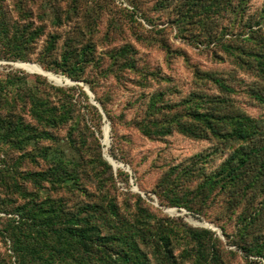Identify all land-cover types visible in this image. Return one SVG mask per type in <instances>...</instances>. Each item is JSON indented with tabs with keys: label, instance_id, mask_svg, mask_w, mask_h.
<instances>
[{
	"label": "trees",
	"instance_id": "trees-1",
	"mask_svg": "<svg viewBox=\"0 0 264 264\" xmlns=\"http://www.w3.org/2000/svg\"><path fill=\"white\" fill-rule=\"evenodd\" d=\"M248 2L183 0L174 23L180 32L188 26L200 27L207 44L220 45L239 67L264 82V31L262 27L254 28L264 22V10L259 18L246 17ZM25 3L18 0L22 23L6 22L0 7V58L30 60L34 45L45 34V27L36 24ZM77 4L78 0H72L66 20L77 12ZM53 13V23L61 25L62 15L55 8ZM221 13L230 16L227 25L218 23L217 15ZM43 14L39 19H44ZM144 18L152 22L145 15ZM236 25L242 28L241 41L246 40L248 45L226 43V35ZM190 36L194 40L199 37ZM59 38L58 33L47 35L44 52L37 62L46 70L83 81L94 98L82 85H54L42 75L36 76L35 86L29 84L25 75L0 79V145L20 153L16 165L0 171V184L19 197L18 201L9 199L8 212L1 207L6 200L0 203V211L13 214L5 220L0 218V235L10 241L12 251L9 258L0 254V264H12V257L18 264H227L212 229L163 219L139 192L132 193V202L121 204L109 189L105 191L107 182L115 181L114 167L105 158L100 141L105 117L111 125L110 155L130 165L119 140V124L133 125L151 140H163L174 133L215 140L212 151L199 152L184 162L169 165L153 192L163 205L185 207L197 213L206 212L208 204L221 196L231 213H235L247 198L250 206L237 214L239 225L234 236H239L238 246L245 251L243 264H261L251 256L264 261V116H253L233 107L230 95L240 90L264 104V89L237 87L223 75L196 69L197 83L214 84L219 95L197 90L172 102L165 99L164 92H154L149 96L145 114L127 120L125 112L112 109L111 92L98 93L87 69L96 67L104 77L137 70L133 46L126 44L109 51L110 64L105 68L96 56L92 40L78 41L77 36L66 38L59 55H53L59 50ZM44 84L47 87L39 89ZM76 91L83 98L76 97ZM65 126L69 127L67 134L61 137L58 130ZM218 152L227 155L217 165H208ZM26 160L39 168L20 169ZM116 174L128 183L133 177L123 168H118ZM87 176L99 183L98 200L72 205L67 194L89 195ZM219 226L229 237L225 226ZM181 242L184 246L176 252Z\"/></svg>",
	"mask_w": 264,
	"mask_h": 264
},
{
	"label": "rangeland",
	"instance_id": "rangeland-1",
	"mask_svg": "<svg viewBox=\"0 0 264 264\" xmlns=\"http://www.w3.org/2000/svg\"><path fill=\"white\" fill-rule=\"evenodd\" d=\"M25 2V8L33 13L36 24L45 27V34L34 45L30 60H10L3 56L0 58V79L3 81L11 76L25 75L29 84L35 86L37 84L36 76L42 75L50 84L54 85L88 86L83 81H74L65 74L46 70L37 62V58L44 52L43 47L47 35L58 33L60 35L57 44L59 50L53 55H59L66 38L77 36L78 41L92 40L96 56L100 58L105 68L110 64L109 51L126 44L133 46L137 70H123L119 75L109 73L107 77H104L96 67L91 66L87 69V75L97 85L98 93L104 95L111 92L112 109L116 113L125 112L127 120L138 119L145 114L149 96L154 92H164L165 99L172 102L197 90L219 95L218 88L214 84L197 83L198 80L194 73L196 69L223 75L237 87L251 85L258 89H264V82L248 69L239 67L235 58L224 51L220 45L207 44L204 36H201L203 32L200 27L188 26L184 32L178 30L174 23V17L183 0H78L77 12H72L69 20L64 17L72 5V0H25ZM0 7L3 10L4 17L2 18L6 22L22 23L24 21L18 0H0ZM248 7L245 13L246 17L259 18V14L264 10V0H249ZM54 8L64 19L61 25H56L52 21ZM42 13L45 14H43L44 19L41 20L39 16ZM221 14L217 15L218 23L227 25L230 22V16ZM144 15L152 22L147 21ZM258 27H262L264 31V22L259 26H254V28ZM242 34V28L234 26L233 30L225 37L226 43L248 45L246 40L241 41ZM190 35L199 37L194 40ZM167 47L170 48L169 52ZM45 72L59 76L60 82L53 80ZM142 74L144 76H141ZM44 86L47 87V84L41 85L39 89ZM77 96L83 98L79 91H76ZM230 104L253 116H264V104L253 99L246 92L238 90L237 93L231 94ZM107 125L109 126V135L105 141ZM68 128V126L60 128L59 135L65 137ZM110 129V122L105 117L100 136L104 156H110L109 151L112 143ZM117 130L120 135L122 151L131 161V165L115 159L119 164L114 168L115 181L109 180L105 191L109 189L111 196L116 197L121 204L127 200L132 202L130 200L132 193L139 192L149 207L163 219L188 223L193 227L212 229L220 240L219 248L226 263L243 264L245 251L238 246L239 236L234 235L239 225L237 214L246 206H250L247 198L240 203L235 213H231L232 211L228 209L222 196L218 197L216 202L211 205L208 204L206 212L197 213L185 207L163 205L153 192L155 183L169 165L184 162L199 152L212 151L216 147L215 140L195 139L180 133H174L163 140H151L142 135L133 125L119 124ZM96 134H98L97 131ZM74 136L78 138L77 134ZM18 155L20 153L15 149L8 148L7 145H0V171L8 168L9 165H16ZM225 155L227 152H218L212 156L213 159L208 162V165H217ZM24 168L37 169L39 167L26 160L20 166V169ZM118 168H123L133 175L129 178V183L117 176ZM85 184L89 191L88 196L78 193H63L69 195L67 198L70 199L72 205L81 201L98 200L100 186L97 180L92 176H87ZM261 197L263 196L259 198ZM9 199L18 201L19 197L16 193L10 194V191L0 184V203H2L1 200H6L5 206L1 207H4L7 212L11 207ZM7 212L0 211V218L5 220L6 217L13 216L12 213ZM222 224L230 234L229 237L222 233L219 226ZM183 246L182 242L178 243L176 252H179ZM8 253H12L10 241L6 242L0 235V254L9 258ZM251 258L258 259L261 264H264L260 257L251 256ZM11 260L12 264H18L15 257H12Z\"/></svg>",
	"mask_w": 264,
	"mask_h": 264
},
{
	"label": "water",
	"instance_id": "water-1",
	"mask_svg": "<svg viewBox=\"0 0 264 264\" xmlns=\"http://www.w3.org/2000/svg\"><path fill=\"white\" fill-rule=\"evenodd\" d=\"M72 81V80H71ZM82 83V82H81ZM83 84V83H82ZM84 89L86 90V92L92 97V98H94V94H93V92L90 90V88L88 87V86H84ZM93 101V103L94 104H96L97 106H99V108H100V110H101V112L103 113V115L105 116V113H104V111L102 110V108L100 107V105H99V103L96 101V100H92ZM109 126L107 125L106 126V133H107V136L109 135ZM106 157V159L113 165V167L115 168L116 166H115V164H114V162H113V160H115L111 155L110 156H105ZM135 188L137 189V186H135Z\"/></svg>",
	"mask_w": 264,
	"mask_h": 264
},
{
	"label": "bare ground",
	"instance_id": "bare-ground-1",
	"mask_svg": "<svg viewBox=\"0 0 264 264\" xmlns=\"http://www.w3.org/2000/svg\"><path fill=\"white\" fill-rule=\"evenodd\" d=\"M32 67L35 68V69H38V70H42V69H40L38 67H35V66H32ZM45 73H47L53 80H55L57 82H60L61 78L59 76H57V75H55V74H53L51 72H45ZM107 139H108V136H107V133H105V141H107ZM113 162H114L116 167L119 166V164L115 160H113Z\"/></svg>",
	"mask_w": 264,
	"mask_h": 264
}]
</instances>
